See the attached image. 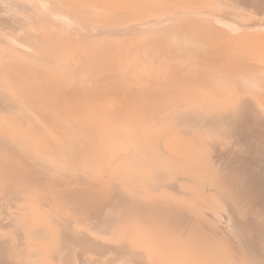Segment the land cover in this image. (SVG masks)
Listing matches in <instances>:
<instances>
[{
	"label": "bare ground",
	"instance_id": "bare-ground-1",
	"mask_svg": "<svg viewBox=\"0 0 264 264\" xmlns=\"http://www.w3.org/2000/svg\"><path fill=\"white\" fill-rule=\"evenodd\" d=\"M251 5L264 10V0H0V138L9 139L0 142V217L6 206L32 205L39 197L73 231L143 255L126 264H164L162 259L170 257L166 245V250L153 252L134 243L152 225L157 242L176 250L183 224L179 214L153 202L156 198L141 202L119 188L102 189L97 180H111L103 175L96 178L95 188L90 182L60 177L91 170L95 145L83 133L112 134L123 127L119 119L128 113L144 117L146 112L132 111L136 102L192 101L209 109L205 115L211 121L212 158L207 152L198 161L216 164L237 149L239 156L232 162L239 161L236 171L250 187L243 200L235 195L237 203L225 197L223 236L215 239L199 231L208 243L187 242L194 251L189 264H264V76L246 78L249 68L244 71L241 65L245 60L250 66H264V24L256 25L264 23V12L256 16L247 10ZM184 25L185 32L194 31L197 37L188 35L181 41L184 48L176 50L178 30ZM160 38L174 45L166 49L164 42L155 44ZM256 43V51L245 48ZM12 115L20 119L12 117L10 123ZM68 134L85 141L73 143ZM38 135L51 137L41 142L47 148L41 153L33 151L40 145ZM174 142L181 146L183 140ZM67 149L74 152L69 160L58 155ZM199 154L205 156L204 151ZM231 176L222 175L217 184L227 180L225 192L233 195L240 184Z\"/></svg>",
	"mask_w": 264,
	"mask_h": 264
},
{
	"label": "rangeland",
	"instance_id": "rangeland-1",
	"mask_svg": "<svg viewBox=\"0 0 264 264\" xmlns=\"http://www.w3.org/2000/svg\"><path fill=\"white\" fill-rule=\"evenodd\" d=\"M247 10L251 13L253 12V14L258 17H263L264 10H261L262 12L257 11L255 6L253 5H251V7H248ZM260 24L264 23L260 22L256 25ZM181 28V30H178L179 36L177 34L178 37L176 38L178 40L176 44L179 46L178 47L175 44L176 50H181L184 48L185 45L181 41H183L188 35L197 37V34L194 31H190L188 33L187 31L185 32L184 29L187 28L185 25ZM163 39L164 38H160L159 41H155L154 43H159L160 45L164 42V45H167L166 49H169V47L172 46L173 41L164 39L167 40L166 42ZM257 47V43L253 44L252 47L245 46V48H247V50L250 52L253 50L256 51ZM166 52L165 54H167ZM241 65L242 68H249L250 72L249 75L246 76V78L252 77L255 74L264 76V66H250V62L245 60L241 63ZM245 69L244 71H248L247 69ZM169 96L171 97L172 94H169ZM34 99L36 100V98ZM35 100L32 99L31 101L33 103H37V100ZM172 101L173 103H171ZM172 101H165L161 103L150 102V104L147 105L142 102H136L131 107L132 111H135L137 113L146 112V115L144 117L132 116L131 113H128L126 116H123L119 119V122L123 125V127H120L117 131L112 134L109 131H106L100 137H96V134L98 133H95L92 129H90L92 130V132L86 131L85 133H83V135L88 138L86 141L88 143H94L95 145V148L93 147L92 152H96L94 153L92 161L89 162L92 169L89 171H84L82 173H63L60 178H66L65 180H69V182L71 183H77L79 181L88 183L90 182V188H95V180H97L103 175L108 178H111V180H97L101 187H103L102 189L104 190L108 185V187L114 188L115 190L119 188V192L133 194L137 198V200H140L141 202L144 201L146 198L151 197V201L156 198L155 200H153V202H161L164 207H169L170 212L179 214V217L183 221V224L181 225L179 230L180 240L176 241L175 243L176 250L173 251L170 248L168 249V243H163L162 241L157 242L155 235L153 234L155 229L152 225H150V229L147 230V233H145L143 237L135 241L134 245L138 248L149 247V249L153 250V252L155 250H159L160 248L165 249L164 245H166L167 250H165L167 253H169L170 257L162 259L161 263L189 264L191 263L190 259L191 255L193 257L194 251L190 249L192 245L188 246L187 242L192 241L195 245H197V242L199 240L201 242L208 243L207 239H200L197 234L199 231H203V233L208 231L212 234L213 238L215 239L219 236H223L226 232V227L223 226L226 225L224 220H226L227 218V213L225 211L224 205L225 197L226 199H228V201H235L236 203L239 199L243 200V198L245 197L244 190L246 187H250V181L243 180L238 170L236 171L239 165V161L235 160V163L233 162L235 156H239L237 149L232 150L230 154H228V156L222 155L219 157L218 155L220 161L216 164H212L208 160L205 162L198 161L199 158L206 157L207 152L209 154V157L211 156L212 146L211 142H209V140L211 141L212 137L211 125H209L211 121H208V117L205 115L207 114L209 109H206V107L204 108L203 105H199L200 107H198V105L192 101H184L183 103L175 101L174 99ZM170 104H173L174 106L171 105V108H169ZM154 107H156V109ZM171 109L173 112L171 111ZM196 109L199 112L195 111ZM149 110L151 112H149ZM170 111L172 112V114ZM174 113H176V115ZM150 115L152 116V118ZM183 115L184 117H181ZM12 117L14 119H17L20 117V115H12L10 117V119L12 120L10 123L14 121ZM171 117L174 118L172 119ZM191 119L194 120L191 121ZM175 120L177 121L175 122ZM21 121L22 122L20 123L26 124L24 123L25 121ZM95 121L96 124L99 123V119ZM219 122L221 124V121ZM221 132H223V130ZM68 135V138L70 136L74 138V136H72L73 134ZM30 137L33 136L31 135ZM37 137L39 138V140H36V143H38L37 141H40V145L38 147L37 145H35V149L33 151L35 153L44 152L45 150H47V148L43 149V145L41 144V142H46L47 140H49V138L51 139V137H49L48 135L47 138V135H45V139L44 135L35 136V138ZM43 138L44 140H42ZM178 138H182L183 140L181 146L174 144L175 139ZM1 139L3 140L0 142H3L5 141L4 139L8 138L5 137L0 138V140ZM72 141L73 143L74 141L75 143H79L84 142L85 139L80 137L74 138L72 139ZM74 148L75 147H73V149ZM221 148L223 149V147H219V149ZM179 149H185L184 151L186 153L180 154V152H177V150ZM199 149H202V151L205 152V156L204 154H199L200 152L202 153V151L197 152V150ZM32 152L30 153L32 154ZM34 152L32 155H34L33 157L36 158L35 156H37V154H34ZM58 155L61 156L63 159L69 160L70 157L74 156V152H71V149H67L63 153ZM198 170L199 174L198 172L196 173V171ZM191 172H193V176ZM205 172L209 174L207 180H205ZM226 174L232 175V180L234 182L237 181L236 183L240 184L236 186V192L232 193L233 195L225 192V184L227 180L225 182L222 181L221 185L217 184L221 176ZM179 175L182 177V179ZM198 175L201 177H199ZM185 177L188 179H186ZM207 184L209 185V190ZM212 184L213 186H211ZM182 189H184L186 192ZM214 189H216L217 192L215 191L214 193ZM189 192H192L195 197H193L192 193L189 194ZM235 195L237 196L238 200L236 199ZM187 199H190V203L187 201ZM35 200H37V203ZM41 200L42 198L35 197L32 199V205L22 206L20 204H15L3 208L4 218L0 217V238L2 239V241L0 240V242L3 243H0V262H6L4 264H126L129 258H142L143 255L141 253H133L128 249L118 247L117 245L111 242L93 237L85 232L73 231L65 223L64 219L60 214L52 212L48 209V207L42 205ZM126 202H128V199L126 200ZM238 206L242 208V203H239ZM7 208L9 212L7 211ZM187 208H191L194 213H192V215L189 214L186 211ZM207 208L212 209V211L208 210ZM205 209H207V211ZM216 215L219 217L222 216L220 220L219 218H217ZM208 217L211 218V220H208ZM222 218L223 220H221ZM196 219H204L203 225L195 226V222H197ZM215 222H219V225L217 226V223ZM222 222L223 224H221ZM210 223H215L216 225H211ZM211 227H213V229ZM220 231H223V235H221ZM189 237L191 239H189ZM72 240H75V242H73ZM93 241H95V245L92 243ZM99 244H101V246ZM4 245L5 247H3ZM106 246H108L109 248L107 247L108 249H105ZM176 252L177 254H175ZM234 261L237 262V260Z\"/></svg>",
	"mask_w": 264,
	"mask_h": 264
}]
</instances>
